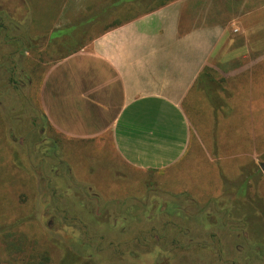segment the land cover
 <instances>
[{
    "label": "rangeland",
    "instance_id": "rangeland-1",
    "mask_svg": "<svg viewBox=\"0 0 264 264\" xmlns=\"http://www.w3.org/2000/svg\"><path fill=\"white\" fill-rule=\"evenodd\" d=\"M62 1L32 0L36 20L40 22L35 31L37 36L47 35V39L46 37L38 39L39 47L35 50L30 45L27 68L32 75V82L31 87L22 90L27 100L11 87L6 79L0 82V264H33L29 259L32 255L36 257L34 264L39 262L46 264L41 257L44 254L50 261L47 264H59L69 252L78 257L76 264H139L137 261L127 259L114 260L105 253H99V258H96L97 253L93 250L99 245L100 249L104 250L109 241L115 242L119 237L115 231L118 229L115 227V218L118 225L122 226L121 221L128 216L126 219L129 220V226L126 228L133 229L136 219L139 223L142 204L145 203L147 208L150 207L151 199L156 196H160L161 202L168 200L166 196L160 195L162 193L179 198L181 207H187V203L181 200L184 196L194 198L204 206L208 199H214L221 194L219 206L212 207L211 202L208 204L209 211L212 212V208L217 210L232 204L233 194L237 191L236 185L242 183V178L247 176L252 177L248 181L249 199L260 201L264 206V106L256 105L259 111L255 112V119L250 121L247 119L246 110L252 109V106L242 103L238 106L234 100H229L222 114L215 115L213 112L218 102L211 99L212 101L210 100L207 105V113L203 116H191L195 141L185 158L176 167L164 173L143 172L135 177L133 172H130L132 176L118 179L108 169L109 167L113 169L112 166L119 169L123 165L116 160L107 135L96 139V143L100 146L98 153L88 150L87 139L81 141L82 147L76 139L72 148L75 150L78 147L82 148L83 152H72L69 153L70 156L65 154V161L75 167L72 170L75 187L69 186L71 189L69 188L68 192L61 191L64 186L55 184L57 180L54 177L57 167L62 172V165L58 164L60 161L63 162L61 152L58 155L59 162L47 153L55 149L54 133H59V130L52 131L47 124L52 117L56 126L57 108L63 95L56 94L50 88L44 92L42 78L46 70L59 61L66 50L75 47L79 42L87 43L85 35H80L79 32L76 38L58 46L59 48L50 45L49 39L69 35L74 31L72 23L69 27H62L64 29L61 31L51 30L46 34L44 30L55 22ZM66 2L67 10H65L69 13L72 0ZM44 8L45 13H43ZM260 16L263 19L264 12ZM104 20L105 18L99 19L101 24L93 25L90 33H99L105 27L122 19L112 17L108 22ZM43 21L45 24H41ZM256 73H247L248 78L247 74L241 77L234 99L238 98L241 102L246 95L249 97V91H246V87L243 88L245 85L243 80L247 82L254 80L257 83L260 80L256 78ZM55 75H52L53 79L52 76L51 79L48 78V87L52 80H58V75ZM223 96L227 99L228 94L225 92ZM224 98H221L223 102H225ZM230 101L235 108L240 109V112L231 119L226 116L230 109ZM66 104L73 106V103L68 101L64 102L63 107H66ZM45 112L48 113L49 120L45 117ZM36 119L41 122L37 129L33 127ZM78 121L71 122L78 123ZM87 122L80 123L87 126ZM106 123L107 121L99 122L100 125ZM95 169L97 170L92 174ZM98 169L102 171L101 174L98 173ZM50 173L54 178L51 184L47 185L45 174L49 176ZM51 186L58 189L54 195ZM90 187L92 189L87 192L88 196L99 199V208L96 202L85 200L84 194L80 192V188L87 190ZM133 197L138 200L134 201L131 199ZM56 198H59L60 202ZM241 202L245 201L241 200ZM160 204H156L155 208H159ZM62 208L67 209V214L63 213ZM104 208L108 210L107 213L102 211L100 216H95L97 211ZM125 208L133 211L117 210ZM80 209L84 212L82 213ZM136 209L139 211L135 212ZM187 211L192 213L196 210L187 208ZM134 213L137 215L134 216ZM157 213L155 211L149 216ZM105 215L109 216L105 217ZM104 221L107 222L105 228L102 224ZM255 223L260 225L259 222L255 221ZM110 225H113L115 230L108 231ZM261 229L264 231V227ZM130 232L125 233L124 240L130 239L133 235L134 232ZM22 235L27 241L24 252L7 250V245ZM94 236L96 238H92ZM100 236H105L106 239L102 243L98 238ZM219 240L222 242L221 236ZM255 244L264 251L263 233L257 236ZM215 250L193 251L187 256L191 264H220ZM223 258L231 259V256L228 253L224 254ZM253 259L258 261V264L263 262L255 257Z\"/></svg>",
    "mask_w": 264,
    "mask_h": 264
},
{
    "label": "crops",
    "instance_id": "crops-1",
    "mask_svg": "<svg viewBox=\"0 0 264 264\" xmlns=\"http://www.w3.org/2000/svg\"><path fill=\"white\" fill-rule=\"evenodd\" d=\"M28 1L31 39L47 38L37 36L35 28L40 22L32 0ZM66 1L53 25L44 29L46 34L71 23L95 24L97 19L108 22L112 18L106 13L96 17L106 0H72L69 13ZM263 12L264 0H174L113 29L88 32L85 46L57 61L42 78L44 92L50 88L63 95L56 126L44 113L50 130H59L58 135L53 133L62 161L73 170L65 154L83 152L72 148L73 141L78 139L81 145L87 139L88 150L98 153L96 139L107 135L116 160L123 165L109 167L113 176L164 173L188 154L195 141L190 118L207 113L211 99L218 102L215 115L222 114L229 100H234L238 106H252L246 116L254 120L259 111L256 105L264 106ZM124 16L119 17L123 20ZM250 72H257L260 81L243 80V88L250 94L240 102L234 99L236 88ZM52 75H58V80L48 87ZM68 101L73 106L63 107ZM239 112L230 101L227 118ZM102 121L107 123L100 125ZM98 173L102 171L98 169Z\"/></svg>",
    "mask_w": 264,
    "mask_h": 264
},
{
    "label": "flooded vegetation",
    "instance_id": "flooded-vegetation-1",
    "mask_svg": "<svg viewBox=\"0 0 264 264\" xmlns=\"http://www.w3.org/2000/svg\"><path fill=\"white\" fill-rule=\"evenodd\" d=\"M30 14L28 0H0V82L6 79V82L20 92L26 100V94L22 90L31 87L32 75L27 68V63L30 57V45L34 46V40L30 37L33 33ZM39 124L41 122L36 119L33 122V127L37 129L40 127ZM53 141L55 149L47 153L59 162L57 140L53 139ZM58 164L62 165V172L57 167L58 170L54 176L57 180L55 184L63 185L61 191L68 192L69 186L75 187L72 170L65 162L60 161ZM45 177L47 185L51 184L53 175L50 173L49 176H46L45 174ZM251 178L244 176L243 182L236 185L237 191L233 194L234 198L231 205L222 206L221 209L217 210L212 208V212L209 211L208 204L211 202L213 203L211 204L212 207L214 205L219 206L218 201L222 197L221 194L214 199H208L204 206L200 205L194 198L184 196L181 200L187 203V207H181L179 198L173 197L172 194H160L168 198L167 201L163 202H161L160 196L153 197L150 201V207L147 208V204H142L139 223L136 219L133 229L126 228L129 226V220L126 219L128 216H125L123 218L125 220L121 221L122 226L118 225L116 218L114 219L115 227L118 229L115 230V227L110 225L108 231L114 229L119 237L115 239V242L109 241L104 250L100 249V245L97 246L93 250L97 253L96 258H99V253H105L114 260L127 259L137 261L139 264H191L189 256H187L189 253L216 249V256L220 264H258V261L254 260L253 257L263 261L259 264H264V251L255 244L257 236L264 234L261 229L264 227V206L260 201L249 199L248 181ZM91 189V187L87 190L80 188V192L82 195L84 194L85 200L91 203L96 202L99 208V199L88 196L87 192ZM57 190V187L51 186L53 195ZM125 198L130 197L125 196ZM56 199L60 202L59 198ZM131 199L138 200L135 197ZM241 200L245 202H241ZM158 203H161L160 207L155 208ZM187 208H193L196 211L190 213ZM117 210L133 211V209L128 208ZM62 211L67 214L66 208H62ZM80 211L84 212L81 209ZM102 211L108 212L104 208L99 212L97 211L95 216H100ZM138 211L136 209L135 212ZM155 211L158 213L149 216ZM135 215L137 214L134 213ZM108 216L105 215V217ZM255 221L259 222L260 225L256 224ZM106 223V221L102 223L103 228L106 227ZM127 231L134 233L130 239L124 240L123 236ZM220 236L222 242L219 240ZM92 238H96V236ZM98 238H100L101 243L106 240L105 236ZM228 253L231 259H224L223 255Z\"/></svg>",
    "mask_w": 264,
    "mask_h": 264
},
{
    "label": "trees",
    "instance_id": "trees-1",
    "mask_svg": "<svg viewBox=\"0 0 264 264\" xmlns=\"http://www.w3.org/2000/svg\"><path fill=\"white\" fill-rule=\"evenodd\" d=\"M174 0H106L105 8L98 10L96 17L102 15V13H106L107 15L111 17H119V16H124V19L122 21H116L113 24L107 26L104 28V31H107L109 29H113L115 27H118L126 22L132 21L134 19H137L143 15H147L149 13H152L167 4L171 3ZM124 14V15H123ZM100 22L96 21L95 24H76L74 23L71 26H74V31L69 33V35H61L58 38L55 39H49L50 45H54L56 47L65 45L70 39L76 38V34L80 35H85V37L88 35V32H90V29L93 25L99 24ZM69 27V26H67ZM66 28V27H65ZM62 28L61 30H63ZM60 30V31H61ZM59 31V30H55ZM47 39V38H46ZM33 48L32 49H37L39 47V41L34 40L33 41ZM85 46V43H78L75 45V47L66 50L65 53H63L59 59H63L67 57L68 55L74 54L77 51H79L81 48ZM59 48V47H58ZM205 76V74H201V77ZM207 77H209V74H206ZM211 81V79L209 78ZM263 157V156H262ZM264 160V159H263ZM27 241L26 238L22 236H18L14 242L11 244L7 245V250H15L17 252H24V245H26ZM43 261L47 264L49 261V258L47 257L46 254L41 255ZM29 259L31 262L34 264L35 263V255L30 256ZM78 263V257L75 256L74 253L69 252L67 253L59 262V264H76ZM39 264H42L39 262Z\"/></svg>",
    "mask_w": 264,
    "mask_h": 264
},
{
    "label": "water",
    "instance_id": "water-1",
    "mask_svg": "<svg viewBox=\"0 0 264 264\" xmlns=\"http://www.w3.org/2000/svg\"><path fill=\"white\" fill-rule=\"evenodd\" d=\"M261 167H262V165H261Z\"/></svg>",
    "mask_w": 264,
    "mask_h": 264
}]
</instances>
